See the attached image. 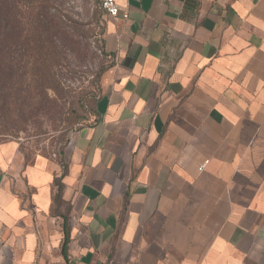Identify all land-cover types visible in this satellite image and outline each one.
Instances as JSON below:
<instances>
[{"label": "crops", "instance_id": "crops-1", "mask_svg": "<svg viewBox=\"0 0 264 264\" xmlns=\"http://www.w3.org/2000/svg\"><path fill=\"white\" fill-rule=\"evenodd\" d=\"M116 1L95 120L0 141V264H264V0Z\"/></svg>", "mask_w": 264, "mask_h": 264}, {"label": "rangeland", "instance_id": "rangeland-1", "mask_svg": "<svg viewBox=\"0 0 264 264\" xmlns=\"http://www.w3.org/2000/svg\"><path fill=\"white\" fill-rule=\"evenodd\" d=\"M40 1L51 26L47 71L39 85L30 63L22 72L11 64V80L23 81L12 91L22 97L7 91L0 101V141L15 139L25 149L58 154L72 133L94 121L90 107L112 58L102 49L105 13L98 0ZM17 6L28 17L36 10L31 2Z\"/></svg>", "mask_w": 264, "mask_h": 264}, {"label": "trees", "instance_id": "trees-1", "mask_svg": "<svg viewBox=\"0 0 264 264\" xmlns=\"http://www.w3.org/2000/svg\"><path fill=\"white\" fill-rule=\"evenodd\" d=\"M17 1L35 3L34 14L26 16L28 12L19 10ZM98 3L100 6L99 0ZM46 9V4L40 0H0V101L4 99L3 96L7 94V91L19 93L12 91V88L14 85L21 86L23 81L20 79L18 83V81L11 80L10 77L15 70L24 71L28 63L37 75L38 84L40 85L43 81V73L47 71L45 70L47 55L50 52L48 51L50 50L49 31L47 30L51 26L46 20ZM31 33L34 34V37L32 36L34 43L30 40ZM34 49L36 53H34ZM14 63H16L15 70L11 66ZM98 92L93 97L90 107L93 116H95L94 102ZM20 97L22 96L19 93Z\"/></svg>", "mask_w": 264, "mask_h": 264}, {"label": "built area", "instance_id": "built-area-1", "mask_svg": "<svg viewBox=\"0 0 264 264\" xmlns=\"http://www.w3.org/2000/svg\"><path fill=\"white\" fill-rule=\"evenodd\" d=\"M99 2H100V6H101V8L105 14H107L109 16H113V17H116L119 14V6H118L116 0H99ZM122 16L126 17L127 14L124 13ZM206 162L207 161L205 160L203 165ZM203 165H201L200 168H202Z\"/></svg>", "mask_w": 264, "mask_h": 264}]
</instances>
